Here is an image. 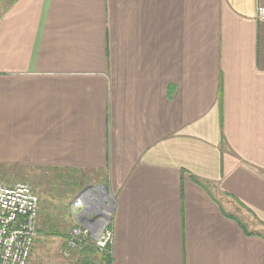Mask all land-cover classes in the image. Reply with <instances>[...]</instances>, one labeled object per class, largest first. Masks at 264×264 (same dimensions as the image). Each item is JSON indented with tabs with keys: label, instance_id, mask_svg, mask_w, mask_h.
<instances>
[{
	"label": "crops",
	"instance_id": "obj_1",
	"mask_svg": "<svg viewBox=\"0 0 264 264\" xmlns=\"http://www.w3.org/2000/svg\"><path fill=\"white\" fill-rule=\"evenodd\" d=\"M259 6L0 2V164L92 172L112 264H264Z\"/></svg>",
	"mask_w": 264,
	"mask_h": 264
},
{
	"label": "rangeland",
	"instance_id": "obj_2",
	"mask_svg": "<svg viewBox=\"0 0 264 264\" xmlns=\"http://www.w3.org/2000/svg\"><path fill=\"white\" fill-rule=\"evenodd\" d=\"M11 165H16V164H0V182L2 183L4 182V184L6 183L11 185H14L19 182H24L32 186L33 189L36 187L35 184L38 182H40V184L42 185L40 186V188L36 189V193L40 198V202H41L40 212H39L40 213L39 218H41V220L38 223V232H39V227H42L44 221H46L45 224L49 226V228L51 227V229H58L61 232H65V233L66 232L70 233L75 228H77V227L73 228V225L79 220L78 216L81 213L80 211H82L83 209L80 211L77 209L75 200L84 190H86L87 187H92L90 185L88 186V184L94 183V181L96 180L94 178L95 176L93 173L85 172L86 177L84 179L86 181L85 183L87 186L85 185L84 189L76 197L69 198V193H68L69 190L64 188L62 184L60 185V187L59 186L53 187L50 186V184L46 183L48 181L47 180L48 177L49 176L52 177V174L55 170L52 168H57L59 170L61 168L53 165L20 164V165L30 166L29 168L30 171L25 170L26 175L23 174L22 177L21 176L19 177V175L16 173L11 174L8 172L9 169L8 167ZM4 166H7V168H5ZM61 170L59 172L63 174V177L65 179H69L67 175L70 173V171H67L69 169L62 168ZM75 174L79 176V173H75ZM6 181H9V183H7ZM34 182L35 184H33ZM96 187L98 189L92 188L91 190H87L86 193L91 192L93 193L92 195H97L95 196L97 197V199L100 198L99 202L96 201L97 206H101L102 202L103 204H105V206H109L110 211L107 212L109 223L107 225L108 228L106 227V229H108L112 233V223H113V217L116 207V197L114 194H112V196L109 197L110 192H108L106 189L108 193V197L106 200H104V193L101 189L104 186L96 185ZM59 193H61L63 197L57 198L58 197L57 195H59ZM85 203L88 204V201ZM79 223L80 225H82L81 222ZM112 244L113 241L111 244L106 245L105 249H101L97 246L99 252H97V255L95 256L96 258L94 264H100L99 260L102 255L101 252L108 254H110V252L112 253ZM67 247H68V243L65 237L54 236L50 234L48 235L39 234L31 258L29 260V264H81V261L79 260L81 259L79 252L72 249L68 250ZM67 253L68 256H66Z\"/></svg>",
	"mask_w": 264,
	"mask_h": 264
},
{
	"label": "built area",
	"instance_id": "obj_3",
	"mask_svg": "<svg viewBox=\"0 0 264 264\" xmlns=\"http://www.w3.org/2000/svg\"><path fill=\"white\" fill-rule=\"evenodd\" d=\"M258 17L264 19V6L258 7ZM85 194L75 202L77 209H83L89 220L103 218V205L97 206L99 200L94 195L85 199ZM39 212V197L28 183L0 182V264H29L39 235ZM105 230L98 239H93L91 230L83 226L75 228L72 235L76 239L92 238L99 248L105 249L113 241V234ZM71 245L76 246L73 242Z\"/></svg>",
	"mask_w": 264,
	"mask_h": 264
},
{
	"label": "trees",
	"instance_id": "obj_4",
	"mask_svg": "<svg viewBox=\"0 0 264 264\" xmlns=\"http://www.w3.org/2000/svg\"><path fill=\"white\" fill-rule=\"evenodd\" d=\"M5 168H7V166H4ZM11 167V168H10ZM8 172L11 174H18L19 177L23 174H25V170H29L30 171V166H25V165H20V164H16V165H11L8 167ZM52 168V167H51ZM55 169L52 177L49 176L48 177V181L46 183L50 184V186H59L62 184V186H64V188H66L67 190H69V198L72 197H76L85 187L86 185V181H85V177H86V173L87 171L84 170H67L70 171L68 175L69 179H65L63 177V174L61 172H59L60 170L57 168H52ZM4 170V169H3ZM59 170V171H58ZM62 171V170H61ZM75 173H79V176H77V174ZM92 173V172H91ZM4 175V174H2ZM26 175V174H25ZM27 177V176H26ZM67 177V178H68ZM64 179V180H63ZM7 183H9V181H6ZM4 183V182H3ZM6 184V183H5ZM35 184V182L33 183ZM6 185H11V184H6ZM35 188L33 189V191L36 193V189L40 188V186H42L40 184V182L35 184ZM63 188V190H64ZM37 194V193H36ZM57 198H61L63 197V195L61 193H59V195H57ZM40 200V198H39ZM60 200V199H59ZM47 202V201H46ZM40 206H41V202H40ZM46 207V206H44ZM41 220V218H40ZM46 221H44L42 224V227H39V234H44V235H54V236H61V237H65L67 239V243H68V247L67 249L70 250L72 248L71 242L75 243V250L77 252H79L80 254V258L79 259L81 261V264H94L95 262V256L97 255V252H99V249L96 245V242L92 239V238H73L72 232H61L58 229H51V227L49 228V226H47L45 224ZM41 225V224H40ZM78 227V224H74L73 228ZM108 228V227H107ZM68 230V229H67ZM101 258L99 260L100 264H112L113 262V257H112V253L110 252V254L108 253H104L101 252ZM79 261V262H80Z\"/></svg>",
	"mask_w": 264,
	"mask_h": 264
},
{
	"label": "water",
	"instance_id": "obj_5",
	"mask_svg": "<svg viewBox=\"0 0 264 264\" xmlns=\"http://www.w3.org/2000/svg\"><path fill=\"white\" fill-rule=\"evenodd\" d=\"M92 188L98 189L96 186L94 187H87L86 190H84L75 200V202L82 197L84 193L87 192V190H91ZM103 193L108 195L106 188L102 187L101 188ZM112 196V194H109ZM81 213L79 214V222H81L82 226L85 228H88L91 230V235L93 239H98L99 235L106 229L109 221L108 217L105 216L104 219L100 218L97 221L96 220H89L88 217L86 216V212L84 210L80 211ZM94 223V224H91Z\"/></svg>",
	"mask_w": 264,
	"mask_h": 264
},
{
	"label": "bare ground",
	"instance_id": "obj_6",
	"mask_svg": "<svg viewBox=\"0 0 264 264\" xmlns=\"http://www.w3.org/2000/svg\"><path fill=\"white\" fill-rule=\"evenodd\" d=\"M104 200H106V199L104 198ZM104 206H105V204L102 206L103 209H104V210H103V219L105 218V216L108 217V216H107V214H108L107 212L110 211L109 206H105V207H104ZM106 207H108V209H106Z\"/></svg>",
	"mask_w": 264,
	"mask_h": 264
},
{
	"label": "flooded vegetation",
	"instance_id": "obj_7",
	"mask_svg": "<svg viewBox=\"0 0 264 264\" xmlns=\"http://www.w3.org/2000/svg\"><path fill=\"white\" fill-rule=\"evenodd\" d=\"M90 196H92V193H91V192L86 193V194H85V199H89ZM107 197H108V195L105 196V194H104V198L107 199ZM109 197H110V196H109ZM101 205H104L103 202H102ZM106 209H108V207H106Z\"/></svg>",
	"mask_w": 264,
	"mask_h": 264
}]
</instances>
